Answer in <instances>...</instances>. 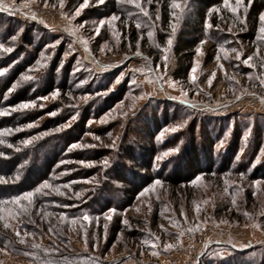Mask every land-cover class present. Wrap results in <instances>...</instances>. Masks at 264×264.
<instances>
[{"label":"rangeland","instance_id":"rangeland-1","mask_svg":"<svg viewBox=\"0 0 264 264\" xmlns=\"http://www.w3.org/2000/svg\"><path fill=\"white\" fill-rule=\"evenodd\" d=\"M168 1L166 15L162 0L144 3V16L120 0H89L80 15L69 19L83 0H64L63 7L59 0H47V5L44 0H0V43L13 49L0 50V68L6 69L0 75V110L36 102L0 115V126L13 130L0 137L6 141L0 144L5 153L0 171L16 169L12 176L0 173L6 180L0 186L23 180L24 187L37 184L34 192L44 182L54 185L33 200L47 199L45 205L57 209L47 216L58 221L49 228L38 219L21 230V216L8 221L9 228L0 220V239L9 245L0 247L1 264H35L24 254L35 249L62 264H264L260 23L254 32L246 0L235 14L223 3L212 8L221 25L207 23L205 38L189 61L177 48L182 47L180 36L189 32L198 0H179L182 13ZM114 3L120 14L112 13ZM113 14L119 19L96 35L99 21ZM167 16L170 22L164 21ZM138 39L141 54L135 55ZM232 49L240 53L239 60ZM249 55L255 67L243 63ZM25 75L32 79L24 80ZM29 124L35 126L25 127ZM30 137L36 139L21 143ZM157 179L162 184L152 188ZM134 188V197L127 196L125 191ZM145 188L151 190L141 196ZM111 209L116 211L109 220ZM84 213L88 221L71 222ZM165 244L174 246L166 249Z\"/></svg>","mask_w":264,"mask_h":264},{"label":"snow or ice","instance_id":"snow-or-ice-1","mask_svg":"<svg viewBox=\"0 0 264 264\" xmlns=\"http://www.w3.org/2000/svg\"><path fill=\"white\" fill-rule=\"evenodd\" d=\"M45 2V5H47V0H44ZM60 2V6L63 7L64 5V0H59ZM88 2L89 0H83V3L80 5V7L76 8L74 10V13L72 16L69 17V19H74L75 16H78L80 15V10L81 8L85 7L88 5ZM96 2L99 4V3H103V0H96ZM120 2L122 4H128V5H134L136 9L139 10V12L143 13L144 16H148V10L146 7L143 6L144 3H147V4H151L153 2V0H120ZM55 7V5H53ZM223 6L225 9H227L228 11H230L231 13L235 14L237 13L238 9L241 7V0H235V5H233L230 0H223ZM170 7H172L173 9H176V10H180V12L182 13L183 9L181 7V3L179 2V0H171V5ZM172 15L174 17H176L178 19V16H177V12L174 11L172 13ZM159 17L157 16V19ZM119 19V16L113 14L111 15L110 17L106 18V19H101L99 21V24L96 28V31H95V34L98 35L99 34V29L100 27L104 26L106 23L109 25V27H112V22L113 21H116ZM259 23H260V27H259V32L261 33V37L260 39L262 41H264V13H261L260 16H259ZM80 27H83V25L81 24ZM136 27L139 29L141 27V24L139 22L136 23ZM172 30L173 32L175 31V23L172 24ZM208 27H212L211 24L208 25ZM217 27H219L217 25ZM69 31H72L71 29H69ZM230 31V29H229ZM114 36H118L119 33L116 32V31H113L112 33ZM147 35L149 37H152L153 36V32L152 31H149L147 33ZM143 38V37H141ZM11 39L14 41L16 39L15 36H12ZM58 42V41H57ZM137 52L135 53V55H140L141 53L139 52V39L137 40ZM168 45H171L172 41L171 39L168 40ZM105 47H107V42L105 43ZM0 50H3L5 52H11L13 49L11 47H5V45L3 43H0ZM103 50V49H101ZM221 51H224L223 48H221ZM232 52H237L236 49H232L231 50ZM258 55V53H257ZM237 60H239L241 58L240 56V53L237 52V55L235 57ZM253 60V56L252 55H249L247 58H245L243 60V63L245 65H249L250 67H255L254 64H250V62ZM165 61H167V57H165ZM261 67L264 68V60H261ZM223 68V65H221V69ZM6 71V69H2L0 68V75H2L4 72ZM196 72H197V68L196 67H193L191 69V80L193 83L196 82L197 80V76H196ZM215 74L213 73L212 76L209 78V81L208 83L211 84V80L212 78H214ZM23 79L24 80H28V79H32V77L30 76H23ZM259 79V77H258ZM172 86H175L176 82L175 81H172ZM260 84L262 86H264V79H260ZM11 91V89H10ZM185 95L187 94L186 92L184 93ZM52 97L55 98L56 96L59 95V89L55 90L52 94ZM42 99H48V97H43ZM36 106V102L35 101H27V102H22L18 105H15V106H11L9 109H4V110H0V115H9L11 113V111H16V110H23V109H28L30 107H35ZM126 114V113H125ZM49 115H55V112H52V113H49ZM106 121L105 120H101V123H105ZM32 126H35L34 124H29V125H26L25 127H32ZM67 126V125H65ZM180 125H178L177 127H179ZM17 131L20 130V129H16ZM60 129L57 128L56 131H59ZM177 128H172L170 129V131H176ZM12 129H9V128H5V129H0V137H3L5 135H10L12 133ZM41 135H44L43 133ZM36 139V137H30L28 139H25L23 140L21 143L23 144H29L32 142V140ZM95 139L99 140V137H95ZM6 141L2 138H0V144H5ZM8 147H12L11 144H7ZM81 145H77V144H73L71 145L70 147L71 148H75V147H80ZM92 145H89V147H91ZM178 149H170L169 151L172 152V151H177ZM167 154V153H166ZM5 153L0 151V156H4ZM161 159V157H157V160ZM80 163H85V161H80ZM89 165L92 163V162H88ZM103 163L105 165H107L108 161L107 160H104ZM199 179V177L197 178ZM0 182H6V180L4 179V177L0 176ZM193 183H195V181H193ZM261 182L260 181H255V185H259ZM162 184V181L157 179L154 181V184L152 185V188H155V186L157 185H161ZM54 188V185H51L47 182H44L41 186L37 187L34 192L33 191H29V192H24L20 195H16V196H13L11 197L10 200H0V220H3L4 221V227L5 228H9L11 227L10 223L8 221L10 220H13V219H16L18 216H21V215H25L28 213L29 211V208L30 206L32 205V202H33V198H34V194L35 193H40L42 191V189H53ZM151 190V188H145L141 193L140 195L141 196H144L147 192H149ZM225 191H227V188H225ZM44 194H48V193H44ZM233 204H235V199H233ZM7 205H12L13 207L11 208H8L6 207ZM5 211L7 212V215L5 216L3 213H5ZM116 211V209H111L109 214L106 216V219H111V213H114ZM197 211H199V209H197ZM245 215H248L247 213H245ZM77 219H82L84 221H88L90 218L88 216L87 213H84L82 215V217H77V218H72V223L75 224ZM32 223H34V221H30ZM20 223H23V221L21 220ZM123 223L125 225L128 224V220L125 219L123 221ZM226 223V221H225ZM163 227V226H161ZM198 227V225L196 226ZM191 230V229H190ZM51 231V229H50ZM184 233L183 232H180L178 234V238L179 236H182ZM21 233L20 231H16V236L17 237H20ZM24 235L25 236H28V235H31V233H28V232H24ZM157 240L159 239L158 237L156 238ZM21 244H23L25 241L21 238L20 241H19ZM145 244H148L150 243L149 241H144ZM151 246L153 249H155L156 247V244L154 242H151ZM174 245L172 244H165L164 247L167 249V248H172ZM33 248H38L39 245H36V244H33L32 245ZM2 250V249H0ZM158 253L153 251L152 252V255H157Z\"/></svg>","mask_w":264,"mask_h":264},{"label":"trees","instance_id":"trees-1","mask_svg":"<svg viewBox=\"0 0 264 264\" xmlns=\"http://www.w3.org/2000/svg\"><path fill=\"white\" fill-rule=\"evenodd\" d=\"M168 0H162V12L164 15H166L168 13V11L166 12V10L169 9V4H168ZM223 3V0H198V3L196 4V6L194 7V11L193 12V22L192 24L188 27L189 32H187V34L185 35H181L180 38V42H181V48L179 47L178 53L179 55L182 54L184 56L188 55L189 56V61L192 57L197 46L202 42V40H204L205 38V33H206V25L207 23H210L213 28L220 26L221 24L218 22L217 18L214 16V14H211V9L216 7V6H221V4ZM246 3L248 4V10H247V18H248V22L250 24V26L252 27L253 31L256 32V30L258 29L259 26V16L261 13L264 12V0H246ZM115 3L112 6V13H118L120 14L121 12L119 11V9H117V7H115ZM166 12V13H165ZM165 22H170V17L167 16V18H165L164 20ZM211 39H213L212 35H209ZM216 40V39H214ZM178 47V45H177ZM182 63V61L180 62ZM183 73L188 76V74L190 73V64L185 65L183 67ZM0 109H1V105H0ZM6 126H0L1 128H5ZM37 155V154H36ZM22 161V160H21ZM195 173H200V169L198 168L197 170L194 171ZM0 173L2 175H4V172ZM4 173V174H3ZM16 174V169L15 167L12 165V169L9 170L8 173H6L5 175H15ZM28 173H26L27 175ZM49 177L51 176L48 175ZM27 177V176H26ZM23 180L21 181L20 184H16V185H6L4 188L2 186H0L1 189L3 190H8L7 192H0V200H10L11 197L16 196V195H20L24 192H29L31 191L33 188H35V186L37 184H31L28 185L26 187H24L23 184ZM137 188L131 189L129 192L128 190L125 191V193L127 194V196H131V198L134 197V195L137 193ZM132 194V195H131ZM36 197V194L34 195ZM45 201H47V199H43V197L39 198V200H33L32 205L29 208V211L27 214L25 215H21L22 221L23 223H21L20 228L21 230L23 229H27L28 228V224L30 221H36L38 222L41 221L42 223H47L49 224V228H54L55 226L53 224H57L58 221H56L55 217H48L47 214H49V212H53V211H57V209H55L54 207H47L44 203ZM8 207H13L12 205H7ZM37 216V219H36ZM34 217V218H33ZM72 217H76V216H72ZM20 219V217H19ZM21 220V219H20ZM53 225V226H52ZM2 226V223H0V227ZM70 227V224L68 225ZM1 235V234H0ZM8 236V235H7ZM22 238V236L20 237H16V240H20ZM9 245H5L4 243V239H0V247H8ZM12 247V246H10ZM13 247H17L16 245H14ZM15 251H17L16 249H14ZM20 251V249L18 250ZM36 253H29V252H24V254L27 255V257H29L33 262H35V264H62V261H59V259L57 258V256L54 255H43L42 252L39 249H35ZM64 264H66L67 262L70 261H63ZM1 264V262H0ZM72 264V263H71ZM73 264H76L75 262H73Z\"/></svg>","mask_w":264,"mask_h":264}]
</instances>
